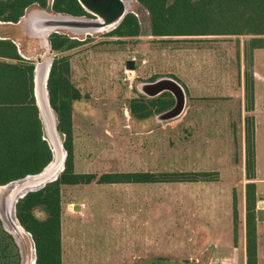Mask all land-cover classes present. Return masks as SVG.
Segmentation results:
<instances>
[{"label":"rangeland","instance_id":"rangeland-1","mask_svg":"<svg viewBox=\"0 0 264 264\" xmlns=\"http://www.w3.org/2000/svg\"><path fill=\"white\" fill-rule=\"evenodd\" d=\"M34 9L40 8L33 5L23 16ZM44 10L54 14L48 8ZM127 13L138 20L137 36L116 37L111 34L116 28L84 32L56 29L52 34L66 38L72 46L51 54L42 39L25 32L21 19L18 24L0 22V38L10 37L22 59L33 65L38 56L50 59L52 64L55 60L63 71L69 96L77 95L71 101L74 173L98 178L107 173L196 172L208 173L211 181L93 182L62 185L58 191L42 194L39 204L21 207V219L27 228L49 240L47 252L53 248L51 236L57 235L58 255H47L40 264H208L210 258L230 253L225 244L232 240L231 200H245L248 183L255 187L256 243L260 264H264V219L257 217V211H264L263 90L258 93L256 111L261 114L258 120L262 129L252 128L253 179L247 178L245 165L247 129L255 119V112L247 111L245 97L247 75L253 70L250 38L155 37L151 35L149 14L140 3L129 0ZM82 17L95 19L87 12ZM131 60L135 69H125V62ZM254 69L264 78V51L258 52ZM161 77H172L183 86L184 116L166 123L154 121L158 105L168 100L164 94L155 100L157 106L152 107L151 117L135 119L130 104L148 102L138 85ZM190 94L198 99H189ZM216 95L223 97H211ZM36 110L43 140L50 149L42 113L37 106ZM52 113L57 127V116ZM58 134L63 142V135ZM75 206L80 207L78 211ZM245 215L246 211L237 215L233 228L237 242L243 230L245 234ZM15 216L19 222L16 206ZM203 223L210 227L203 229ZM20 226L25 255L36 264L32 236ZM208 228L212 233H206ZM192 229L203 232L192 240ZM19 253L21 264L20 248ZM190 254L192 257H188Z\"/></svg>","mask_w":264,"mask_h":264},{"label":"trees","instance_id":"trees-1","mask_svg":"<svg viewBox=\"0 0 264 264\" xmlns=\"http://www.w3.org/2000/svg\"><path fill=\"white\" fill-rule=\"evenodd\" d=\"M135 1L140 3L149 14L152 36H248L251 37L248 41H251L250 55L254 49H264V0ZM33 5L41 9L48 8L47 0H0V22L17 24L25 10ZM51 10L72 16L85 15L77 0H53ZM138 32L137 18L132 13H128L111 34L116 37H135ZM49 43L51 49L56 52L72 46L66 38L55 33L49 36ZM249 61L252 64V56ZM33 70V63L22 59L12 39L0 38V186L39 173L51 160V151L46 141L43 140V129H41L37 116L33 96ZM62 72L57 67V63L53 62L47 80V90L49 104L57 116V131L64 137L62 142L66 151L64 169L55 181L48 183L36 193L28 194L16 204L17 218L31 234L35 244L36 264H40L47 255L49 257L51 254L58 255L59 245L57 235L51 236L52 241L50 242H52L53 248L51 252H47V247L50 246L49 240L45 239L44 234L28 229L26 223L21 219L22 205L39 204L38 199L42 194L58 191L62 185H87L93 182L101 185L211 181L207 178L208 173L196 172L158 175L152 173H107L98 178L94 174L74 173L71 101L77 99V95L69 96V87ZM247 77L245 97L249 105L247 111L250 112L253 110L254 104L252 71ZM164 96H167L168 100L162 101L156 112L164 111L173 104V99L169 94ZM156 106L155 100L147 103L133 101L130 104V112L135 119L144 120L151 115L152 107ZM251 126V129H247L245 162L248 179L254 178L255 159L252 142L254 120ZM254 208L255 187L253 183H248L245 186L246 264H257ZM236 221V201L233 199L234 228ZM235 242L236 238H234ZM0 264H20L18 245L12 234L3 229L1 221Z\"/></svg>","mask_w":264,"mask_h":264},{"label":"water","instance_id":"water-1","mask_svg":"<svg viewBox=\"0 0 264 264\" xmlns=\"http://www.w3.org/2000/svg\"><path fill=\"white\" fill-rule=\"evenodd\" d=\"M77 2L85 12L93 15L95 19L89 20L82 16H72L55 12L53 14L48 13L44 9L40 8L31 10L29 11V13H27L26 16H22L20 18L21 24L23 25L25 32L30 37L42 39L45 46H48L47 52L51 54L53 50L51 49V47L49 48L50 43L48 44L47 39L56 29H66L76 32L92 30L96 31L104 29L109 30L116 28L121 23L125 15L128 14L127 9L129 7H126V2H129V0H77ZM41 58V56L36 57L37 63L34 65L33 96L36 106L40 109L42 115H45V117L43 116V119L45 118L47 123L45 130L48 136L52 132V128L54 129V131H57L55 122L52 119V124L50 123L51 119H49L48 117L49 112L45 109V107H47L49 111H53L49 104L47 90V80L52 63H49V67L45 72V80L43 81L44 74L37 73L38 66H41L44 61ZM125 69L134 70V61H127ZM38 75H40L41 77L39 78ZM42 82L44 86L43 93ZM138 91L142 95L149 98H155L163 92H168L173 97L174 102L172 107L158 114L154 118V121L156 123H166L174 121L180 118L185 110V90L183 86L172 77H161L150 83H141L138 87ZM43 100L45 103V107L42 104ZM54 142L58 147L59 154L62 153L61 165L58 171L50 173L52 167L56 164L57 161L52 149L50 148L51 160L39 173L28 175L24 178L14 180L0 186V220L5 230L12 234L15 242L21 250V255L23 258L21 264H26L25 258H27V256L25 255V251L21 243L23 242V236L20 231V229L22 228L15 216V206L17 202L25 197L28 193L39 191L43 189L48 183L55 181L58 178L59 174L63 171L64 162L66 159V151L63 148L62 142L60 143V145L57 139ZM13 192H17V194H15L14 199H11ZM10 202L11 208L9 212ZM74 210L78 211L79 207L76 206ZM257 217L259 220H263L264 211H257Z\"/></svg>","mask_w":264,"mask_h":264},{"label":"crops","instance_id":"crops-1","mask_svg":"<svg viewBox=\"0 0 264 264\" xmlns=\"http://www.w3.org/2000/svg\"><path fill=\"white\" fill-rule=\"evenodd\" d=\"M7 38H10V37H7ZM249 38H251V37H249ZM244 47H245V45L243 44V48ZM262 51H264V49H254V50H252V53H251V56H252V64H253L252 79H253V95H254V108H253V111L255 112V119H254L255 129H262V127L260 128L259 120H258L261 114H257L256 111H258V109H257V106H258L257 103H258V97H259L258 96L259 95L258 93L261 90L264 91V78L262 76H260V74L254 69V61H255V58H256L258 52H262ZM241 61L243 62V60H241ZM240 75H241V73H239V76ZM211 97H213V98H221L223 96L222 95H216V96H211ZM228 97H231V95H229ZM189 99H198V97H195L193 94H190ZM185 111H186V108H185V110H184V112H183V114H182L181 117L184 116ZM231 195H232V190H231ZM232 201L233 200H231V205H230L231 217H232V212H233V206H232V203L233 202ZM235 201H236V211H237V215L241 216V214L245 211V200H244L243 197L242 198L241 197L240 198L237 197ZM209 204H211V203H208V207H209V209H211L212 205H209ZM213 206H215V205H213ZM75 207H74V209H75ZM181 210H183L182 206H181ZM230 213H229V215H230ZM202 227L204 229L205 227H210V225L203 223ZM233 228H234V225H233V221H232V240H229L225 244V245L228 246V249H229L230 253L228 255L227 254L225 255V254L222 253L223 254V257L222 258H219V259H217L216 257H213V258H210L209 257L211 259V261L209 259L210 263H208V264H246L245 234L243 233L244 230L242 231V233H241V235L239 237L238 242L236 240V242L234 243ZM192 230H193L192 231V234H193L192 240H195L196 239V236L199 235V233H202L203 232V231H197V229L196 230L192 229ZM206 231H207L206 233H209V232L212 231V229L208 228ZM236 244H237V246H236ZM214 253L220 254L219 251H214ZM192 255L193 254H190L188 257H192ZM260 260H261L260 250H259V247H258V244H257V264H260ZM192 261H193V258H192ZM194 262H198V260L195 259ZM88 264H100V263L99 262H94V263L93 262L92 263L90 262ZM101 264H109V263L102 262Z\"/></svg>","mask_w":264,"mask_h":264},{"label":"bare ground","instance_id":"bare-ground-1","mask_svg":"<svg viewBox=\"0 0 264 264\" xmlns=\"http://www.w3.org/2000/svg\"><path fill=\"white\" fill-rule=\"evenodd\" d=\"M126 7H127V8L129 7V2H126ZM43 43H44V42H43ZM43 60H44V61H43L42 65H41V66H38L37 73H39V74H44V75H43V81H44V80H45V76H46V73H45V72H46V70H47L48 67H49L50 59H46V58H44ZM41 70H43V71H41ZM43 72H44V73H43ZM38 77L40 78L41 76L38 75ZM43 90H44V86H43V82H42V93H43ZM42 104H43L44 107H45L44 100L42 101ZM45 109L49 112V116H48V114H47V116L49 117V119H51L50 123L52 124L53 113H52V111H49V109H48L47 107H45ZM42 112H43V111H42ZM48 112H47V113H48ZM43 113H44V112H43ZM42 116L45 117V115H42ZM44 122H45V126H46L47 123H46L45 118H44ZM51 130H52V132L48 135V142H49V144H50V146H51V149H52L53 154H54V156H55V158H56L57 161H56V164L52 167L50 173L58 171V169H59V167H60V165H61V156H62V153H60L61 155L59 154L58 147H57V145H55V142H54V141L57 139V140L59 141V145H60L61 140H60L59 134H58V132H57L56 130L54 131L53 128H52ZM60 152H61V151H60ZM59 155H60V158H59ZM33 183H34V182H33ZM15 194H17V192H13V193H12V197H11V199H14ZM10 208H11V202L9 203V212H10ZM9 212H8V214H9ZM20 231H21V233L23 234L22 229H20ZM25 263H26V264H33V258H32V257H30V259H28V257L25 258Z\"/></svg>","mask_w":264,"mask_h":264},{"label":"flooded vegetation","instance_id":"flooded-vegetation-1","mask_svg":"<svg viewBox=\"0 0 264 264\" xmlns=\"http://www.w3.org/2000/svg\"><path fill=\"white\" fill-rule=\"evenodd\" d=\"M52 3H53V0H51V2H49L48 1V5H47V7H48V9H50L51 10V6H52ZM39 8V7H38ZM52 11V10H51ZM54 12V11H53ZM55 61V60H54ZM53 61V62H54ZM127 62V61H126ZM126 62H125V66H126ZM134 69H135V63H134ZM156 79H153V80H150V81H147V82H145V83H150V82H153V81H155ZM138 87H139V85H138ZM138 87H137V89H138ZM164 94H169L170 96H171V94L170 93H168V92H163V93H161L159 96H157V97H155V98H149V97H147V96H145V98L148 100V101H151V100H156V99H158V98H160V97H162V95H164ZM172 97V96H171ZM172 99H173V97H172ZM174 102V101H173ZM173 105V104H172ZM172 105L169 107V108H171L172 107ZM168 108V109H169ZM167 110V109H166ZM166 110H164V111H166ZM164 111H161V112H156V116L158 115V114H160V113H162V112H164ZM130 114H131V112H130ZM151 115H152V113H151ZM151 115L149 116V117H151ZM155 116V117H156ZM149 117H147L146 119H148ZM154 117V118H155ZM145 120V119H144ZM141 121V120H140Z\"/></svg>","mask_w":264,"mask_h":264}]
</instances>
